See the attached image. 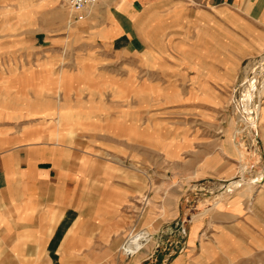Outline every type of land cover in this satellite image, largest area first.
Here are the masks:
<instances>
[{
	"label": "crops",
	"instance_id": "crops-1",
	"mask_svg": "<svg viewBox=\"0 0 264 264\" xmlns=\"http://www.w3.org/2000/svg\"><path fill=\"white\" fill-rule=\"evenodd\" d=\"M94 13L99 28L109 33L106 39L96 36L99 46L136 53L133 60H121L135 74L117 80L121 99L126 86L133 85L134 109H120L118 129L105 110L92 104L57 108L55 113L50 109L41 114L45 118L0 126V247L7 259L24 264L41 251L42 264L48 259L62 264V254L73 264H110L127 216H136L131 206L143 202L138 165L147 161V154L156 166V177L150 179L158 189L149 193L154 205L148 204L152 214L146 225L137 218L136 225L158 229L151 232L148 248L125 264H190L201 254L209 216L212 227L220 228L217 237L234 235V244L264 243V93L257 104V97L254 103L249 96L244 99L248 119L256 118L255 138L244 132L247 141L240 142L236 121L233 143L230 125L221 119L244 64L264 53V0H100ZM164 30L168 39L162 43ZM145 32L154 38H146ZM149 52L161 58L143 56ZM9 64L12 72L14 63ZM143 68L150 69L149 76L140 75ZM23 77L31 80L30 71ZM98 77L96 84L117 79L107 73ZM40 83L46 84V78ZM92 94L88 100L98 97ZM143 98L152 101L147 114L138 102ZM173 100L181 102L163 104ZM48 115L57 118L51 121ZM70 130L74 135L68 137ZM128 164L138 174L131 183L123 171ZM210 178L238 181L234 195L220 201L214 215L196 220L208 196L201 181ZM192 204L193 219L187 214ZM177 221L185 241L170 245L169 255L158 250V239L164 238L156 235L164 227L172 231Z\"/></svg>",
	"mask_w": 264,
	"mask_h": 264
},
{
	"label": "rangeland",
	"instance_id": "rangeland-1",
	"mask_svg": "<svg viewBox=\"0 0 264 264\" xmlns=\"http://www.w3.org/2000/svg\"><path fill=\"white\" fill-rule=\"evenodd\" d=\"M94 12L95 6L90 9L89 16L87 14L85 19L74 21L66 0H13L8 3L0 2V126L26 123L28 120L36 121L39 118H45V115L43 114L42 116L41 114L50 111V109L52 113H55L54 110L57 108L72 107L74 104L78 107H86L92 104L93 106L101 107V110H105L108 114L106 116L111 118L114 129H118L120 109L125 107L129 110L134 109L135 106L134 94L132 93L133 85L126 86L124 99H121L118 94V77L135 74V69L122 66L123 62L121 60H133L136 53H125L123 55L117 51L113 52L99 46L98 43L100 41L96 36L106 39L109 37V33L104 28H99L100 21L94 17ZM13 15L14 19L12 18ZM163 32L162 43H165L168 38L165 30ZM145 35L148 39L150 37L154 38L149 32H145ZM157 42H160L158 38ZM137 54L139 55V53ZM143 56L151 61L161 58L157 57L153 52L143 53ZM7 61H10V64ZM262 61H264V53L259 57L246 61L235 87L233 83L229 89L230 94L224 105L226 114L221 116V119L225 125L229 123L233 143L234 123L236 121V127L239 129L237 132L239 134L238 140L240 142L246 143L247 141L243 138L244 132L250 133L255 138L252 124L246 125V121L249 120L246 115V102L244 99L251 84L249 78L253 74H256V76L252 83L256 85L257 89V93H254L256 94L254 98L257 97L256 102L255 100L253 101V98V103L257 104L259 95L262 96L264 93V68H262L264 62ZM11 62L14 63L12 72H10L11 68H8V64L11 65ZM257 62H262V64L259 63L262 66L256 67ZM25 71H30L31 80H22ZM9 73L13 75L9 77ZM99 73H107L111 78H117L116 82L112 81L108 84L98 82L96 84L100 80L98 77ZM140 75L149 76L150 69L143 68ZM45 78L46 84L40 83ZM46 90L47 92H45ZM94 91L96 92L95 96L98 97L88 100L87 97H92V92ZM73 93H76L74 95L76 99L72 98ZM145 95L146 93L143 96ZM138 102L143 107V114H147L152 101L149 98H143L138 100ZM180 102L179 100L164 101L163 104L172 105ZM158 104L161 105L160 102ZM250 116L249 118H252ZM48 117L52 121L57 118V115H48ZM67 117L71 118L70 116H60V119ZM66 135L70 137L74 134L70 130L69 132L67 131ZM144 159L147 161H143L142 165H138L139 168L142 166L143 172V192H141L142 197L140 198L143 202L139 207L134 204L131 206L137 210L136 216L134 214L127 216L126 230L115 245L114 259L113 261L110 260V264H125V262L132 259L131 257L127 259L122 251H119V247L125 239L124 236L132 239L134 235L141 233L143 225H136V218L138 221L140 220V223L144 221V225H146L145 219L147 215L152 214V211H149L150 206L148 204L152 205L153 202L148 196L152 188L158 189L156 182L150 179L151 176L156 177L154 174L156 173V166L151 164L149 154ZM129 166L128 164V169L123 168V171L126 173L127 181L131 183L135 181L133 177L138 174L133 170L131 171ZM159 171L161 170L159 169ZM237 181H234V179L217 181L211 178L201 181L206 183L205 188L208 191V196L205 198L206 208L201 209L200 212L202 214L194 217V219L197 220L199 217L210 214L214 215L218 210L217 206L218 204L220 205V201L234 195V187L229 189V186ZM195 187L196 185L194 184L193 188ZM195 208L192 204L187 213L190 218L196 212ZM205 218H207L208 223L203 228L204 233L201 235V254L196 258L193 256L191 261H189L190 264H264V243L234 244V235L231 236L229 234L224 238L217 237L215 234L220 228L212 227L211 219L213 216ZM175 225L172 231L164 227L162 231L158 232L156 236L164 238L158 239L160 241L157 246L158 250H163V252H168L167 254H169L170 252L172 253V250H168L170 245L175 248L178 244H181L182 240L183 242L185 241L184 238L181 239L178 221ZM135 227L136 229L131 237L130 233ZM157 229L158 226L151 229L143 228L144 231L150 233ZM151 236L153 238L152 233ZM168 237L171 238L167 239ZM175 238L179 239L174 241ZM213 238L216 239L215 242H211ZM151 244L153 245L154 243ZM147 248L148 245H146L144 251ZM75 249L76 247H73V250ZM179 250L182 251V247ZM144 251L139 252L141 255L136 262L142 257ZM40 253L41 251L35 255V258L26 260L24 264L28 262L29 264H42L40 262ZM7 255L9 256L0 247V264H19V261L14 263L15 261L12 262L7 259ZM203 255L208 257L197 260ZM68 258L69 255L62 254V264H73V261ZM43 264H51V262L49 259L43 260ZM104 264H107V262Z\"/></svg>",
	"mask_w": 264,
	"mask_h": 264
},
{
	"label": "built area",
	"instance_id": "built-area-1",
	"mask_svg": "<svg viewBox=\"0 0 264 264\" xmlns=\"http://www.w3.org/2000/svg\"><path fill=\"white\" fill-rule=\"evenodd\" d=\"M66 2H67L69 9L71 11V16L73 17V20L79 21V20L85 19L87 14H89L90 9L94 6H96L100 2V0H66ZM256 90H257L256 88L252 89V86H251V88L247 91L248 95H245V97L249 96V98L252 100L254 98V95H255L254 93L256 92ZM252 126H253V128L256 127V125H252ZM258 180L260 183L261 178ZM135 229H136V227L132 229L130 236L133 234V231ZM140 232L143 233L144 230L141 229ZM143 235L144 236L137 238L136 242L133 243V246H135V247L138 245L139 242L142 243V246L136 250L128 249L129 237H127L124 240L123 244L120 247V250L122 251V253L126 257L134 256L138 251H140L146 244H148L151 241V239H152L151 234L143 233ZM146 238H149V239H146Z\"/></svg>",
	"mask_w": 264,
	"mask_h": 264
},
{
	"label": "bare ground",
	"instance_id": "bare-ground-1",
	"mask_svg": "<svg viewBox=\"0 0 264 264\" xmlns=\"http://www.w3.org/2000/svg\"><path fill=\"white\" fill-rule=\"evenodd\" d=\"M255 71V70H254ZM254 76L252 77L251 76V78H249V81L251 82V80H252V78H254L255 76H256V74H253ZM251 115V114H250ZM249 115V116H250ZM251 117V116H250ZM247 119H248V117H247ZM250 122H251V124L253 125H255L256 124V118H252V120H250V119H248ZM244 170V169H243ZM242 181V179H240V182ZM237 183V182H236ZM240 183H238V185H239ZM231 187H234V183L231 185V186H229V189L231 188ZM143 233H148V234H150V232H148V231H144ZM143 233L141 232V233H138V234H136V235H134V237L131 239H129V245H128V249H133V250H136V249H138L139 247H141L142 246V243H138V245L135 247V246H133V243H135L136 242V240H137V238H139V237H142V236H144L143 235ZM133 235H131V237H132ZM146 239H149V238H146ZM131 240V241H130Z\"/></svg>",
	"mask_w": 264,
	"mask_h": 264
},
{
	"label": "water",
	"instance_id": "water-1",
	"mask_svg": "<svg viewBox=\"0 0 264 264\" xmlns=\"http://www.w3.org/2000/svg\"><path fill=\"white\" fill-rule=\"evenodd\" d=\"M256 88V85L252 86V89H255Z\"/></svg>",
	"mask_w": 264,
	"mask_h": 264
}]
</instances>
